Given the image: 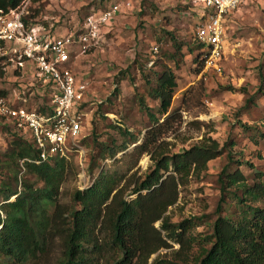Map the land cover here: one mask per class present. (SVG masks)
I'll use <instances>...</instances> for the list:
<instances>
[{
	"label": "rangeland",
	"instance_id": "obj_1",
	"mask_svg": "<svg viewBox=\"0 0 264 264\" xmlns=\"http://www.w3.org/2000/svg\"><path fill=\"white\" fill-rule=\"evenodd\" d=\"M115 2L122 6L111 30H107L98 47L79 59L74 69L79 78L89 83L83 103L86 141L81 143L80 151L68 152V173L58 202L69 208L75 190L90 186L103 169L123 175L121 186L126 188L125 195L134 196L131 191L135 181L143 179L153 166L151 152L138 159L134 150L146 131L154 126L141 99L150 113L157 115L159 123L164 124L161 143L165 152H179L209 138L224 146L233 138L237 142L234 159L243 153V158L264 172V139L256 144L239 125V121L247 122L264 132L261 78L264 76V0H250L228 15L221 57L216 65L202 71H198L194 59L198 52L196 26L203 12L202 0H38L33 5L30 1L27 8L36 10L34 20L47 22L48 26L53 23L54 33L60 34L78 27L88 13ZM173 36L181 44V52L176 50ZM154 46H158L157 52ZM3 61L5 74L0 78V90L9 92L19 88L20 96L27 97L33 107H40L49 100L47 94H39L43 91L38 92L32 74L23 75L15 71L11 62ZM166 67L175 72L178 86L168 114L162 116L153 88ZM116 89L120 91L118 94H114ZM117 126L129 129L140 140L111 158L108 151H102V146L118 148L122 145L125 138ZM12 138L6 128H0V199L3 198V182H12V187L21 190L23 180H35L24 168L19 173L18 183L10 179L5 154ZM228 162L226 150L209 163L207 171L191 177L181 187L178 202L167 212L172 223L201 216L193 234L211 231L222 194L219 173ZM235 166V163L230 164V169ZM242 170L252 182L253 170L246 165ZM170 243L173 247L161 249L151 261L158 255L165 260H176L175 250L180 245ZM196 250L197 247H193L191 253ZM60 253L61 246L55 242L50 258Z\"/></svg>",
	"mask_w": 264,
	"mask_h": 264
},
{
	"label": "trees",
	"instance_id": "obj_2",
	"mask_svg": "<svg viewBox=\"0 0 264 264\" xmlns=\"http://www.w3.org/2000/svg\"><path fill=\"white\" fill-rule=\"evenodd\" d=\"M24 1L0 0V8L14 9ZM36 2L38 0H31L32 5ZM28 10L29 13L23 16L28 27L48 26L47 22L34 20L35 9L30 7ZM173 38L176 50L181 52V44L175 36ZM196 48L198 52L194 59L198 71H202L208 50L198 41ZM5 59L6 56H0V78L5 74ZM261 78L264 83V76ZM155 83L154 96L160 102L159 113L164 116L169 112L178 86L176 74L166 67ZM119 92L116 89L114 94ZM6 93L0 90V95ZM250 101L248 99V103ZM141 104L144 109L148 108L154 126L146 131L134 150L138 159L151 152L153 166L143 179L135 181L131 191L134 196L125 195L126 188L121 186L123 175L103 169L90 186L75 190L69 208L58 202L67 178V157L56 156L35 162L39 151L33 143L0 116V128H6L13 136L5 154L10 179L18 183L22 168L26 174L35 177L34 181L23 180L21 190L12 187V182L2 183V264H264V172L243 158V153L234 159L237 142L233 138L224 146L209 138L179 152H165L161 143L165 135L164 124L159 123L156 114L150 113L144 99ZM239 125L256 144L264 139L260 127L242 121ZM117 128L125 138L122 145L118 148L102 146V151H108L111 158L140 140L129 129ZM85 141L86 137L80 144ZM226 150L229 162L219 173L222 194L211 231L193 234L201 216L172 223L167 212L178 202L181 187L191 177L207 171L209 163ZM95 161L94 158V164ZM233 163L236 166L230 169ZM244 165L253 170L252 182L242 170ZM38 182L41 185H37ZM55 242H59L61 253L50 258ZM170 242L180 245L175 250L176 260H165L158 255L151 261L161 249L173 247ZM193 247L197 250L191 253Z\"/></svg>",
	"mask_w": 264,
	"mask_h": 264
},
{
	"label": "built area",
	"instance_id": "obj_3",
	"mask_svg": "<svg viewBox=\"0 0 264 264\" xmlns=\"http://www.w3.org/2000/svg\"><path fill=\"white\" fill-rule=\"evenodd\" d=\"M30 1L10 10L0 8V56H6L15 71L32 74L38 92L43 91L39 94H47L49 100L33 107L27 97L20 96L19 88H13L0 95V116L33 143L39 151L35 162L40 163L82 149L86 117L83 103L89 83L79 78L74 69L82 56L104 40L122 4L115 2L94 10L78 27L58 35L53 23L27 26L23 16L29 13ZM249 1L202 0L196 40L208 50L204 68L216 65L221 57L228 15ZM153 50L157 52L158 46Z\"/></svg>",
	"mask_w": 264,
	"mask_h": 264
},
{
	"label": "crops",
	"instance_id": "obj_4",
	"mask_svg": "<svg viewBox=\"0 0 264 264\" xmlns=\"http://www.w3.org/2000/svg\"><path fill=\"white\" fill-rule=\"evenodd\" d=\"M67 32V30L66 31H64V32H62V33H60V34H65Z\"/></svg>",
	"mask_w": 264,
	"mask_h": 264
}]
</instances>
